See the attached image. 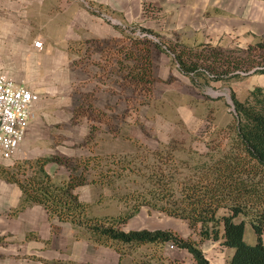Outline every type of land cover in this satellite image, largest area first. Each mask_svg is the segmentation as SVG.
<instances>
[{"label": "rangeland", "instance_id": "1", "mask_svg": "<svg viewBox=\"0 0 264 264\" xmlns=\"http://www.w3.org/2000/svg\"><path fill=\"white\" fill-rule=\"evenodd\" d=\"M219 5L222 3L206 5L198 0L145 2L129 5L126 14L95 5V12H104L105 18L121 29L122 34L116 38H123L126 43L134 37L147 36L153 40L149 51L157 81L152 92L136 94L134 87L126 82L124 71L120 72L113 65L110 68L108 60L114 64L116 57L102 58L103 49L100 46L88 48V45H83L79 48L76 45L69 55L71 65L80 66L82 70L87 69L88 63L98 65L101 70L105 65L106 76L112 81L117 72V92L121 95H111L116 104H103L98 99L99 95H94L95 92L86 93L83 90V77L76 78L67 67L58 69L56 75H59L54 82L32 88L39 93L37 104L45 109L35 119L34 132L40 137L39 141L27 156L19 153L12 160H0V164L13 167L17 161L65 157L70 160L71 166L51 161L60 169L52 176L63 181L76 172L74 167L79 172L82 163L89 157H101L95 171L108 176L105 183L87 182L77 188L79 196L83 188V195L91 198L88 201L90 214L98 217L124 215L144 197L154 202L153 190L158 186V178L165 181L171 178V192L178 196L187 183L196 178L201 166L212 162L213 155L217 157L230 142L235 119L231 92L244 100L256 87L264 88V74L252 71L238 82L212 81L207 86H200L204 78L198 76V81L194 83L175 61L168 48L170 45L181 50L203 46L229 50L246 48L249 43H255L258 37L264 36L242 33L241 24L247 21L241 23L232 19ZM143 28L151 29L155 34L146 33ZM100 81L107 83L101 76ZM184 109H188L186 114ZM58 111L60 115H65V121L56 122ZM179 113L186 118L180 117ZM95 171H85L89 181L94 179L92 173ZM27 172L31 174L32 168H28ZM109 179L110 182H106ZM238 219H245L246 238L254 242L255 232L249 217L239 216ZM123 228H172L184 237L193 238H198L199 233V228H192L187 220L148 204L141 205L139 212ZM75 229L77 237L87 238L83 230ZM220 244L212 238L202 243L210 264H228L230 252ZM157 249L154 245L134 248L125 257V264H132L134 258L143 259L147 264L160 263L156 257L150 258L154 253L159 254ZM182 250L184 258L174 257ZM182 250L167 246L164 253L178 259L181 264H196L192 255Z\"/></svg>", "mask_w": 264, "mask_h": 264}, {"label": "trees", "instance_id": "2", "mask_svg": "<svg viewBox=\"0 0 264 264\" xmlns=\"http://www.w3.org/2000/svg\"><path fill=\"white\" fill-rule=\"evenodd\" d=\"M95 5L89 4L92 13H98L93 9ZM142 30L155 34L151 29ZM258 38L246 48L229 50L218 46L181 50L170 45L168 48L184 74L194 83L198 76L203 77L200 86H207L212 81H241L251 71L264 74V36ZM152 41L145 36L134 37L126 43L123 38L112 37L81 40L76 45L79 48L100 46L105 59L115 56L119 71H124V78L134 87V92L147 95L157 81L149 51ZM110 42L113 44L108 47ZM231 97L235 119L225 149L217 157L213 155L212 162L202 165L196 178L188 182L178 196L171 192V178L166 181L158 178V186L153 190L154 202L144 197L124 215L93 216L90 203L83 201L77 192V188L87 182L105 183L108 176L95 171L102 159L98 156L86 159L79 172L74 167L76 172L63 181L54 180L45 167L51 161L71 166L69 159L60 156L17 161L13 167L0 164V177L22 189L18 209L33 204L44 206L50 219L69 222L83 230L92 242L115 248L120 255V264L132 249L145 245L158 248L159 254L150 257L159 259L160 263L155 264H181L178 259L165 255L164 250L170 243L189 252L196 264H210L202 249V243L208 238L218 240L232 250L228 264H264V88L256 87L244 100H240L234 91ZM28 168H32L31 174H28ZM89 169L95 171L92 173L94 179L90 181L85 173ZM143 204L187 220L192 228H199L198 238L184 237L172 228L125 230V223ZM239 216L249 217L255 232L254 242L247 240L246 221L238 219ZM132 264H147V261L134 258Z\"/></svg>", "mask_w": 264, "mask_h": 264}, {"label": "crops", "instance_id": "3", "mask_svg": "<svg viewBox=\"0 0 264 264\" xmlns=\"http://www.w3.org/2000/svg\"><path fill=\"white\" fill-rule=\"evenodd\" d=\"M199 1L206 5L222 3L219 8L228 12L232 19L241 23L247 21L241 24L242 33L250 32L255 37L264 34V0ZM91 2L101 4L107 10L125 12L129 5L166 3L168 0H0V69L17 83L32 89L39 84L54 82L59 75H56L58 69L67 67L76 78L83 77L86 93L95 92L103 104H116L111 95H121L117 92V72L111 76L112 81L106 76L105 65L101 70L98 65L88 63L86 71L71 65L69 55L77 41L107 39L122 34L120 28L105 18L104 12H91L88 6ZM35 40L42 41L43 47H34ZM108 63L110 68L112 65L118 68L116 61L112 64L108 60ZM100 76L107 83L100 81ZM44 110L37 101L34 103L19 153L27 156L39 141L40 137L34 132L35 119ZM186 111L188 109H184L185 114ZM179 114L186 118L183 113ZM56 115V122H61L65 116L59 111ZM58 168L50 162L46 170L52 176L56 170L60 171ZM81 190L80 198L90 201L91 198L83 195ZM21 199L22 189L0 177V264H120V255L115 248L77 237L73 224L50 219L46 208L40 204L18 209ZM228 250L232 255V250ZM183 252L174 257L184 258Z\"/></svg>", "mask_w": 264, "mask_h": 264}, {"label": "built area", "instance_id": "4", "mask_svg": "<svg viewBox=\"0 0 264 264\" xmlns=\"http://www.w3.org/2000/svg\"><path fill=\"white\" fill-rule=\"evenodd\" d=\"M34 47L43 42L35 40ZM39 99L38 91L17 83L0 69V160H12L21 151L32 108ZM170 248H175L173 243Z\"/></svg>", "mask_w": 264, "mask_h": 264}]
</instances>
